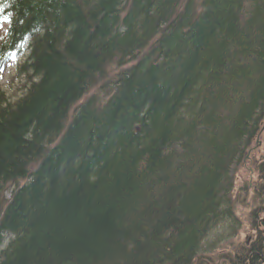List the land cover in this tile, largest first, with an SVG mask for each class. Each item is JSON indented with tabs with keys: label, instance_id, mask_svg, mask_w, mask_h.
<instances>
[{
	"label": "trees",
	"instance_id": "16d2710c",
	"mask_svg": "<svg viewBox=\"0 0 264 264\" xmlns=\"http://www.w3.org/2000/svg\"><path fill=\"white\" fill-rule=\"evenodd\" d=\"M18 57L21 95L0 90V264H196L220 223L238 234L264 0H0V75ZM226 259L264 264L263 237Z\"/></svg>",
	"mask_w": 264,
	"mask_h": 264
},
{
	"label": "rangeland",
	"instance_id": "374dc122",
	"mask_svg": "<svg viewBox=\"0 0 264 264\" xmlns=\"http://www.w3.org/2000/svg\"><path fill=\"white\" fill-rule=\"evenodd\" d=\"M23 60L24 57H18L13 60L1 74L0 90L10 100L17 98L22 93L23 79L17 76L16 67ZM122 69L114 65L110 66L107 70V77L109 78L107 81H110ZM100 86L101 83L93 87L87 96L96 95L95 92L98 93L97 96L101 95L99 93ZM260 135L261 137L258 138ZM258 140L264 141V119L261 120L260 129L251 142L242 162L237 167L233 178L234 185L231 194L236 206L235 215L241 220V228L236 236L229 239L228 237L233 231V223L231 221L220 223L215 228L216 231H213L211 237L208 236V240L206 239L207 241H205H209L208 243L210 244H216V246L219 243L225 242L213 254L205 258L203 256L200 260H197L196 264H224L227 261L226 257L240 255L241 247L245 245L249 246L259 234L264 239V212L261 210L264 208V180L261 179V175L264 176V173L261 174L264 166V144L257 146ZM6 198H10V193H7ZM255 211H258L259 215V222L255 223L258 228H255L252 220V213ZM250 233H252V236ZM221 238H225L226 240H219Z\"/></svg>",
	"mask_w": 264,
	"mask_h": 264
},
{
	"label": "flooded vegetation",
	"instance_id": "af4514ba",
	"mask_svg": "<svg viewBox=\"0 0 264 264\" xmlns=\"http://www.w3.org/2000/svg\"><path fill=\"white\" fill-rule=\"evenodd\" d=\"M260 136H258V138H260ZM264 144V141L258 140V143H256L257 146H262Z\"/></svg>",
	"mask_w": 264,
	"mask_h": 264
}]
</instances>
